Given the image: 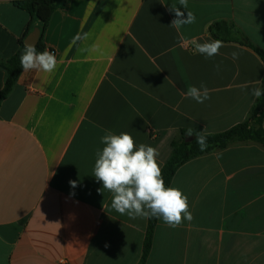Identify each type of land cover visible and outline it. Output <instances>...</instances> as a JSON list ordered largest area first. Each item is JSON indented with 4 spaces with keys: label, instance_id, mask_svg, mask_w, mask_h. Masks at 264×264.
Segmentation results:
<instances>
[{
    "label": "crops",
    "instance_id": "crops-1",
    "mask_svg": "<svg viewBox=\"0 0 264 264\" xmlns=\"http://www.w3.org/2000/svg\"><path fill=\"white\" fill-rule=\"evenodd\" d=\"M15 1L0 0L4 60L41 29ZM172 4L186 18L179 0H62L53 13L42 39L57 68L22 71L0 108V264H139L148 219L113 210L93 175L105 130L156 148L163 168L183 130L219 134L248 119L250 89L264 83L260 56L223 42L206 58L191 41L216 40L209 27L227 21L264 50V0H188L196 22L179 31ZM5 76L0 68V90ZM202 83L209 100L185 98ZM170 187L193 219L176 228L159 219L146 264H264L263 145L194 158Z\"/></svg>",
    "mask_w": 264,
    "mask_h": 264
},
{
    "label": "clouds",
    "instance_id": "clouds-1",
    "mask_svg": "<svg viewBox=\"0 0 264 264\" xmlns=\"http://www.w3.org/2000/svg\"><path fill=\"white\" fill-rule=\"evenodd\" d=\"M179 5L187 9L186 18L176 4H172L169 9L175 14L170 27L177 31L185 25L196 22L195 14L188 10V0H179ZM82 38L86 39L87 34L84 37L77 35L75 40ZM191 43L195 51L206 58L219 55V50L224 47L223 41L219 39L205 43H199L193 39ZM23 48L19 61L23 73L35 70L51 74L57 68L58 60L55 52L47 49L38 52L35 45L28 42ZM231 56L235 60L238 59L239 54L233 52ZM245 87L248 86L245 85ZM183 95L197 103H204L211 98L209 89L203 83L200 87L189 85ZM250 95L255 100H259L264 95V88L253 86L250 89ZM194 134L199 150L206 151L209 147L208 136L203 131L197 132L191 127L185 135ZM101 143L104 147L96 152L93 175L103 185L98 191H108L111 194L113 210L131 219H162L172 228L179 227L184 220L190 222L193 219L189 210L188 197L179 188L165 186L163 170L157 160L159 152L156 148L143 143L137 147L129 133L114 134L110 130H105ZM70 184L73 187L76 186L74 181H70Z\"/></svg>",
    "mask_w": 264,
    "mask_h": 264
},
{
    "label": "trees",
    "instance_id": "trees-1",
    "mask_svg": "<svg viewBox=\"0 0 264 264\" xmlns=\"http://www.w3.org/2000/svg\"><path fill=\"white\" fill-rule=\"evenodd\" d=\"M62 0H18L15 4L18 8L28 12L32 18L37 19L41 24V38L36 46L38 52H43V34L47 29L53 13L61 5ZM30 30H28L29 34ZM209 33L214 39H219L224 43H238L246 46L256 52L264 63V50L253 45L245 35L233 23L227 21H218L209 27ZM27 36V35H26ZM24 39L20 41V48L16 54L8 60L0 59V68L5 73V85L0 90V108L3 102L13 91L18 78L23 69L20 67V56L24 51ZM261 88H264V83ZM264 95L256 100L248 119L236 127L219 134H205L208 136L209 147L206 151L201 152L196 144L195 134L186 136L187 130L182 131V137L179 141L172 143V154L170 159L163 166V178L165 186L170 187L172 180L178 171L188 161L207 155L240 142H256L264 146ZM197 132L201 130L195 129ZM189 139H191L189 141ZM159 219H148V228L144 242L142 259L139 264H146L150 255L155 228Z\"/></svg>",
    "mask_w": 264,
    "mask_h": 264
},
{
    "label": "water",
    "instance_id": "water-1",
    "mask_svg": "<svg viewBox=\"0 0 264 264\" xmlns=\"http://www.w3.org/2000/svg\"><path fill=\"white\" fill-rule=\"evenodd\" d=\"M40 37H41V29L40 28H36L34 29V31L32 33H30V35L26 38L25 43H32L35 45V47L38 45L39 41H40ZM191 139H189L190 141Z\"/></svg>",
    "mask_w": 264,
    "mask_h": 264
}]
</instances>
